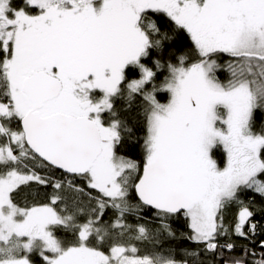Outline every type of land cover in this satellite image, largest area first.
<instances>
[{
	"label": "snow or ice",
	"instance_id": "obj_1",
	"mask_svg": "<svg viewBox=\"0 0 264 264\" xmlns=\"http://www.w3.org/2000/svg\"><path fill=\"white\" fill-rule=\"evenodd\" d=\"M259 237L264 0H0V264H264Z\"/></svg>",
	"mask_w": 264,
	"mask_h": 264
},
{
	"label": "trees",
	"instance_id": "obj_2",
	"mask_svg": "<svg viewBox=\"0 0 264 264\" xmlns=\"http://www.w3.org/2000/svg\"><path fill=\"white\" fill-rule=\"evenodd\" d=\"M179 44L182 50H187L188 48H191V42L187 38L186 34L184 35L183 39L179 42ZM227 75L228 73L226 71H223L219 74L220 79L222 80H224L227 77ZM161 102H165V98L163 96L161 97ZM132 124L135 130V135L133 137V140L125 142L124 146L120 148L118 154L136 161L137 164L142 167V162H143L142 143L145 135V125L142 114H139L137 116L136 121L132 122ZM215 158L217 159L218 164L220 166H223L222 161L226 159V155L224 154L222 148L217 150V155L215 156ZM36 187L37 186L33 184V189H36ZM39 191H40L39 198L43 199V193L45 190L41 187ZM246 195H250V193ZM233 211H235V209ZM229 218H231V216ZM144 219L148 222L150 226L158 223L157 221L154 220L151 213L145 216ZM257 219H259V217H257ZM168 223L170 224L171 228L176 232L177 239L175 241L169 240L168 243L165 245V247H168V245L170 244L174 250H179L184 247L193 248V249L195 248V245L190 244L188 241L180 237L181 233L187 234L190 232V229L188 228V220L186 217H184L181 214L180 217L170 218ZM258 239H264V237H259ZM239 242L240 241H238V243ZM236 251L238 253L239 249H237ZM180 254L182 255V252Z\"/></svg>",
	"mask_w": 264,
	"mask_h": 264
}]
</instances>
